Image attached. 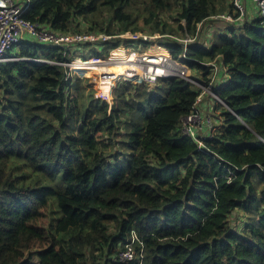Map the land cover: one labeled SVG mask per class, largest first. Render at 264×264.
Wrapping results in <instances>:
<instances>
[{
  "label": "trees",
  "instance_id": "obj_1",
  "mask_svg": "<svg viewBox=\"0 0 264 264\" xmlns=\"http://www.w3.org/2000/svg\"><path fill=\"white\" fill-rule=\"evenodd\" d=\"M245 5L238 20L234 0H31V24L111 39L22 40L0 62V264H264V18ZM139 44L195 77L120 81L111 105L57 64L79 58L76 72L98 77L96 61ZM216 68L201 148L184 120ZM239 210L252 217L242 231L229 224Z\"/></svg>",
  "mask_w": 264,
  "mask_h": 264
},
{
  "label": "built area",
  "instance_id": "obj_2",
  "mask_svg": "<svg viewBox=\"0 0 264 264\" xmlns=\"http://www.w3.org/2000/svg\"><path fill=\"white\" fill-rule=\"evenodd\" d=\"M30 2L31 0H0V62L14 60L13 58H10L8 54L22 40H32L35 42L43 43L45 45H53L69 49L72 47H77L80 43H97L101 39L105 41L111 39V37L95 36L92 34L61 35L53 31L44 30L42 29L41 25L39 26L38 24H31L25 21L24 14L30 9ZM247 2H254L259 8L261 18H264V0H234L235 7L241 13V16L238 20L242 19L245 15V4ZM221 18L229 21H234L230 16L224 15ZM124 37L131 38L133 40L144 39L146 41L158 38V36L149 37L141 33H129L124 35ZM193 41H195V39L183 40L185 45ZM119 49L120 47L113 50V52L115 51V53H111L110 58H108L106 63L103 64L104 66H106L107 70L110 69L108 71H111V73L113 74L112 78L115 79V83H119L120 81H130L138 84H147L149 87L155 88L158 85L160 79L173 76H184L176 72L169 71L168 69L160 68L158 66L160 62L158 61L157 57L148 55V52H146L147 49L144 50V52H129L127 49H125L132 55L124 56L118 55L117 51ZM65 55H67V52H65ZM32 61L45 62L38 59H34ZM74 63L75 60L68 63L57 64L74 69ZM216 69H218V71H216ZM216 69L213 76V81L208 86L194 82L204 89V93L198 98L194 112L184 120V134L191 137L194 141L198 142L201 148L203 147V144L199 141V137L210 135V131L214 126L212 119H209L210 121L206 123L208 124L209 129L196 128V132L194 133L195 139L192 137L193 127H191L189 123L194 120V117H196L197 114L202 113L199 107V103L201 102L203 95L208 94L214 99H218L214 94L217 75L219 73V68ZM262 140L264 142L263 138ZM231 176H233V173L231 174ZM228 179V181L231 182L232 177H229ZM134 256L135 252L133 248L131 246H127V249L120 255V259L122 261L132 260Z\"/></svg>",
  "mask_w": 264,
  "mask_h": 264
},
{
  "label": "rangeland",
  "instance_id": "obj_3",
  "mask_svg": "<svg viewBox=\"0 0 264 264\" xmlns=\"http://www.w3.org/2000/svg\"><path fill=\"white\" fill-rule=\"evenodd\" d=\"M87 27V25H85V24H82V26H81V28L82 29H85ZM142 34V33H141ZM144 35V34H143ZM105 37H107V36H105ZM140 45V44H139ZM139 45H137V46H139ZM141 47H143V48H145V50L147 49V51L146 52H148L149 54H151L152 53V51H150L151 50V48H153V47H158V45H153V46H150V47H146V45L145 44H141L140 45ZM160 47V46H159ZM120 48H124V49H127L124 45H122ZM142 48V49H143ZM99 49H102L101 47L99 48ZM129 51H135V50H133V49H128ZM71 51H72V48H71ZM81 48H76L75 49V53H76V55L75 56H77V55H81ZM144 52V51H143ZM111 53H115V51L113 52H111ZM126 55H132L131 53H129V52H126ZM110 56H111V54L107 57V58H110ZM158 57L160 58V60H162L163 59V57H164V55H162V54H159L158 55ZM95 58V57H94ZM90 59H93V57L92 58H90ZM89 59V60H90ZM75 61L76 60H79V61H81V62H84V61H82V60H80L79 58H75L74 59ZM88 60V61H89ZM96 63V65L98 66L97 67V71H98V74H99V76L97 77V75L95 74V75H92V76H83V75H81L79 72H76V70H75V68L74 69H71L73 72H74V74L77 76V77H79L80 79H82V81H83V85H84V87L86 88V95H88V96H90V94H89V92H91V91H93L94 93H93V96L95 97V98H101V99H103V100H106V101H108L111 105L114 103V97H113V91H114V89H115V87H116V84L117 83H115V85H113V89H112V94H111V97H110V99H105V97H107V95H108V91H109V85H110V80L112 79V76L111 75H109V71L108 70H110V69H108L107 70V68H106V66H104L103 64H105V63H101V62H95ZM92 64H94V63H92ZM74 65H76V66H87V65H89V64H79V63H76V64H74ZM159 65H162V64H159ZM186 65V64H185ZM187 66V65H186ZM176 64H172V71H174V70H176ZM188 67V66H187ZM216 71H218V69H216ZM174 72H176V73H178V74H180L179 72H177V71H174ZM190 76H188V77H195V75H193V73L192 72H190ZM106 76H108V79H107V86H106V88H104L103 86H102V79L104 78V77H106ZM226 76V75H225ZM96 78H97V80H96ZM223 78V77H222ZM192 79V78H191ZM95 80H96V82L100 85V87L102 88V95H101V91H100V89L98 88V84L95 82ZM74 93V92H73ZM200 106V105H199ZM201 109V108H200ZM201 111H202V113H200V114H197V116L196 117H194V120L192 121V122H190L189 123V125L191 126V127H193V134H192V137L194 138V133L196 132V128H199V129H201V128H206V129H209V127H208V124H206L208 121H210L209 119H212V117H213V115H212V113H207L206 111H204L203 109H201ZM212 112V111H211ZM133 117H130V119H132ZM213 124H215V123H213ZM208 127V128H207ZM195 139V138H194ZM261 140H262V138H260ZM262 142H263V140H262ZM257 183V182H256ZM258 185V184H257ZM258 187H259V185H258ZM46 219H45V221H44V223H43V225L44 226H48V224H49V222H50V217H49V215L48 214H46ZM251 219H252V217H248V216H246V214L243 212V211H241V210H239L238 211V213H235L233 216H232V218H231V220L229 221V224L231 225V226H233V227H236V228H238L240 231H242V229H244V227H246V225L251 221Z\"/></svg>",
  "mask_w": 264,
  "mask_h": 264
},
{
  "label": "crops",
  "instance_id": "obj_4",
  "mask_svg": "<svg viewBox=\"0 0 264 264\" xmlns=\"http://www.w3.org/2000/svg\"><path fill=\"white\" fill-rule=\"evenodd\" d=\"M249 2H247L248 5ZM127 51V50H126ZM129 51V50H128ZM132 52V51H129ZM199 107L206 111L207 113H212L213 111V100L211 99V96L208 94L203 95L201 102L199 103ZM209 113V114H210Z\"/></svg>",
  "mask_w": 264,
  "mask_h": 264
},
{
  "label": "bare ground",
  "instance_id": "obj_5",
  "mask_svg": "<svg viewBox=\"0 0 264 264\" xmlns=\"http://www.w3.org/2000/svg\"><path fill=\"white\" fill-rule=\"evenodd\" d=\"M160 68H163V69H168V68H166V67H164V66H161V65H158ZM169 71H172L171 69H168ZM174 72V71H173ZM109 75H111V76H113V74L111 73V71L109 72ZM107 79H108V76H106V77H104L103 79H102V86L104 87V88H106V86H107Z\"/></svg>",
  "mask_w": 264,
  "mask_h": 264
},
{
  "label": "water",
  "instance_id": "obj_6",
  "mask_svg": "<svg viewBox=\"0 0 264 264\" xmlns=\"http://www.w3.org/2000/svg\"><path fill=\"white\" fill-rule=\"evenodd\" d=\"M182 76H183V75H182ZM183 78H186L187 80L192 81V79H191L190 77L183 76Z\"/></svg>",
  "mask_w": 264,
  "mask_h": 264
},
{
  "label": "clouds",
  "instance_id": "obj_7",
  "mask_svg": "<svg viewBox=\"0 0 264 264\" xmlns=\"http://www.w3.org/2000/svg\"><path fill=\"white\" fill-rule=\"evenodd\" d=\"M160 47H161V46H160ZM127 50H128V49H127ZM104 59H108V58H104ZM73 60H74V59H73ZM73 60H72V61H73ZM80 60H81V59H80ZM82 61H83V60H82ZM87 61H88V60H87ZM116 86H117V84H116Z\"/></svg>",
  "mask_w": 264,
  "mask_h": 264
}]
</instances>
